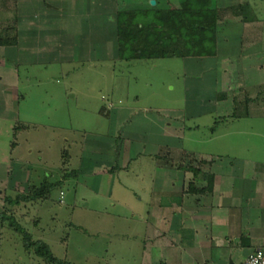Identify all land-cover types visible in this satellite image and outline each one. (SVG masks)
I'll list each match as a JSON object with an SVG mask.
<instances>
[{
    "label": "crops",
    "instance_id": "obj_1",
    "mask_svg": "<svg viewBox=\"0 0 264 264\" xmlns=\"http://www.w3.org/2000/svg\"><path fill=\"white\" fill-rule=\"evenodd\" d=\"M154 22L158 31L163 28L157 36L150 30ZM161 56L185 59V105L165 110L167 115L143 116L152 128L141 135L131 125L132 107L112 100L115 67L119 61ZM88 62L101 68L88 70L87 83L68 78V88H88L80 90L82 110L108 119L109 129L84 135L78 184L101 194L106 204L131 209L113 199L117 180L129 187L117 175L132 174L131 165L141 157L156 163L149 199L130 187L148 204L124 218L145 232L144 239L135 236L139 259L130 262L245 264L264 248V0H213L210 10L164 11H125L118 0H0V119L13 123L26 98L20 93L21 67L51 64L61 73ZM190 77L197 82L190 84ZM207 113L214 114V124L227 123L231 130L214 129L210 140L217 150L184 147L181 140L193 129L189 120ZM228 137L233 151L220 143ZM254 146L263 151L256 159L250 155ZM162 147L165 160L159 162ZM15 162L21 164L19 175L26 171L27 162L12 159L7 179L16 172ZM10 179L13 187L25 188Z\"/></svg>",
    "mask_w": 264,
    "mask_h": 264
},
{
    "label": "rangeland",
    "instance_id": "obj_2",
    "mask_svg": "<svg viewBox=\"0 0 264 264\" xmlns=\"http://www.w3.org/2000/svg\"><path fill=\"white\" fill-rule=\"evenodd\" d=\"M153 1L157 5H153ZM180 3L181 0H118L120 9L125 11H164L174 6L180 7ZM157 23L150 27L156 36L163 29L158 31ZM151 34L147 33L144 37L150 40ZM97 62L85 63L75 70L68 68L61 73L51 64L43 68L33 66L29 70L24 67L20 69V93L26 98L21 99L20 112L15 114L13 123L0 119V184L5 185L0 192L3 190L8 197L11 196L8 200L0 197V264H57L54 259L71 264H133L130 261L139 259L134 252L133 240L138 234L144 237V228L134 229V220L124 218H132L131 209L143 212L148 208L144 201L152 195L156 163L150 159L153 163L146 164L144 157H141L131 165L135 167L132 174L122 172L117 175L129 187L121 186L117 180L113 199H120L124 205L133 207L131 209L121 204L116 207L106 204L107 201L100 200L101 194L93 195L84 184H78L84 135L87 132L106 133L109 121L82 110L80 90L87 93L88 88H82L80 84L78 92L71 91L68 78L78 76L87 83L88 70L101 68ZM184 62L182 56H161L117 63L112 100L122 107H132L131 117L136 118L131 125L140 130L141 135L152 128L143 116L159 117L160 114L167 115V109L180 110L184 107L188 83V76L184 75ZM189 82L197 81L190 77ZM75 94L78 97H72ZM189 122L193 127L192 132L181 140V144L198 151L217 150L214 141L210 140L215 128L217 134L231 130L227 123L214 124V114L211 113L196 115ZM188 137H192V140ZM224 139L220 143L224 148L228 145V150L233 151L228 143L232 137L226 138L227 141ZM257 142L260 145L261 141ZM256 147L250 149V155L255 159L263 152ZM165 150L166 147L159 150L161 154L158 159L155 158L157 161L165 160L162 157ZM12 159L27 162L26 171L24 175H19L21 164L15 162L16 172L14 176L10 172L7 179V165ZM28 171L30 179H27ZM138 173L142 176L139 177ZM65 176L67 180L63 181ZM12 177L24 184L25 188H20L21 185L13 187ZM104 178L105 181L109 179L107 176ZM26 179L29 182L26 183ZM42 185L52 187L47 198L21 199L20 204L15 203L19 200L17 192L28 193L30 186L40 188ZM130 187L138 191L143 202ZM102 192L109 193L107 186L103 187ZM120 214L123 216L119 217Z\"/></svg>",
    "mask_w": 264,
    "mask_h": 264
},
{
    "label": "trees",
    "instance_id": "obj_3",
    "mask_svg": "<svg viewBox=\"0 0 264 264\" xmlns=\"http://www.w3.org/2000/svg\"><path fill=\"white\" fill-rule=\"evenodd\" d=\"M184 10H210L213 8V0H181L180 7ZM54 185V184H53ZM30 191L28 193H18L17 197H19V200H17L15 203L20 204L19 201L21 199H30V200H38L47 198L49 193L51 192L52 187H47L45 185H42L40 188H37V186H30ZM16 193V192H15ZM6 200H8L10 197H8V194L6 193L5 196ZM54 261H57V264H71L66 261H61L58 259H54Z\"/></svg>",
    "mask_w": 264,
    "mask_h": 264
},
{
    "label": "built area",
    "instance_id": "obj_4",
    "mask_svg": "<svg viewBox=\"0 0 264 264\" xmlns=\"http://www.w3.org/2000/svg\"><path fill=\"white\" fill-rule=\"evenodd\" d=\"M245 264H264V248H259L251 253Z\"/></svg>",
    "mask_w": 264,
    "mask_h": 264
},
{
    "label": "water",
    "instance_id": "obj_5",
    "mask_svg": "<svg viewBox=\"0 0 264 264\" xmlns=\"http://www.w3.org/2000/svg\"><path fill=\"white\" fill-rule=\"evenodd\" d=\"M153 5H156V2L155 1H153Z\"/></svg>",
    "mask_w": 264,
    "mask_h": 264
}]
</instances>
